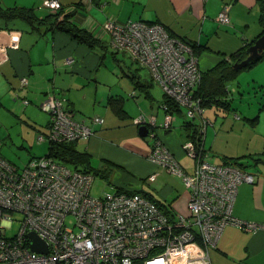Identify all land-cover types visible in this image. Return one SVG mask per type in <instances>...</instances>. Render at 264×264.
I'll return each mask as SVG.
<instances>
[{"label":"crops","instance_id":"1","mask_svg":"<svg viewBox=\"0 0 264 264\" xmlns=\"http://www.w3.org/2000/svg\"><path fill=\"white\" fill-rule=\"evenodd\" d=\"M59 2L62 15H69L73 23L89 31L97 44L89 46L56 29L50 23L53 19L50 14L55 10L46 7L44 0H0V26L19 32L18 48L8 47L1 56L0 108L4 107L1 112L16 114L19 110V116L24 117L30 128L47 133L49 116L41 109L40 103L49 92L56 93L74 118L86 121L93 131L90 137L72 143L86 158L79 168L86 167L92 173L102 170V176L109 178L112 175L116 189L140 192L174 212V205L182 198L183 203H187L188 190L181 188L179 178L170 177L165 169L154 165L148 154L155 139L159 138L183 167L185 154L181 144L195 130L198 132L200 118H204L207 126L205 158L218 164L237 160L244 169L257 176L254 183L243 182L238 186L232 214L264 225V138L255 136V131L249 133L247 125L240 121L224 123L223 120L216 126V121L211 122L210 118L203 116L204 109L200 117L194 118L186 117L182 109L172 111L174 118L170 121V128H162L167 113L165 96L161 100L153 96L150 86L155 82L150 72L145 68L149 82L127 60L128 54L113 45L103 29L107 18L162 23L172 36L195 46L204 73L259 35L264 28V0ZM225 2L231 4L229 24L217 20ZM21 12L29 15L30 20ZM10 37V31H0V42L9 43ZM257 75L258 72L252 74V81L262 83ZM22 77L27 78L24 87H21ZM23 98L29 99V103L23 105ZM224 100L227 101V95ZM18 103L22 104L21 108ZM140 114L154 117V123H135ZM93 116H99L102 122L92 123ZM234 117L238 119L236 114ZM189 120L193 125L188 123ZM144 125L146 135L140 133V127ZM151 172H156L150 185L154 184L153 191L158 198L144 191L138 181L131 187L124 184L135 181L133 174L141 176ZM180 195L182 197L178 199ZM209 256L211 264H264V227L247 231L227 225L217 245L210 249Z\"/></svg>","mask_w":264,"mask_h":264},{"label":"built area","instance_id":"2","mask_svg":"<svg viewBox=\"0 0 264 264\" xmlns=\"http://www.w3.org/2000/svg\"><path fill=\"white\" fill-rule=\"evenodd\" d=\"M44 5L62 8L59 0H44ZM230 5H222L217 15L220 23H230ZM103 29L116 48L150 72L186 117H200L203 108L194 90L201 69L199 56L189 44L170 35L159 22L107 18ZM0 31L11 34L9 43L0 42L1 62L8 47L18 48L19 32ZM40 107L49 115V128L38 134V141L71 142L93 134L91 126L76 120L58 96L47 95ZM173 118L167 111L162 128H170ZM200 119L196 138L181 144L183 152L194 159L191 170H185L159 138L148 154L154 165L179 178L188 190L187 215L137 191L116 189L93 196L91 173L47 154L32 157L21 167L0 157V264H211L209 251L227 225L247 231L264 227L232 214L238 186L254 183L257 176L231 161H208L207 126ZM90 120L102 122L99 116ZM135 123H154V117L140 114ZM155 177L156 172H151L146 180L151 183ZM29 232L46 242L47 252L31 250Z\"/></svg>","mask_w":264,"mask_h":264},{"label":"rangeland","instance_id":"3","mask_svg":"<svg viewBox=\"0 0 264 264\" xmlns=\"http://www.w3.org/2000/svg\"><path fill=\"white\" fill-rule=\"evenodd\" d=\"M118 53L120 56L122 55L121 51ZM126 58L129 62L133 63L138 71L143 76H145L146 80L150 82V77L147 70L139 64L132 62L128 56ZM257 72V78L264 81V55H262L260 61L257 64L251 66V68L249 67L247 69L241 70L235 76V78L227 83V104L207 105L205 106L203 116L210 118L211 122L216 121V126L217 124H222L223 120L224 123H228L231 120L240 121L247 125L246 129L249 133L255 131V136L257 135V137L261 136L264 138V109L261 108V103L264 102V90L260 88V83H254L252 81V74ZM259 74H261L262 77L259 78ZM238 81H240V83H238ZM150 92L157 100H161L163 98L164 93L156 83L151 84ZM21 103L25 105L23 103V99L21 100ZM21 103H18L19 108L22 106ZM0 109H4V107L2 106ZM18 112L20 111L18 110ZM18 112H16V114H10L9 112L3 113L0 110V155L18 166H23L30 158L39 157L46 154L48 152L49 143L48 141H38L37 136L40 134V132L34 130V128H30L28 123L24 121V117L19 116ZM234 114L238 116V119H235ZM208 127V129H210L211 125ZM205 135H207L206 131ZM184 157L185 160L182 162L183 168L185 170H190L194 164V159L186 154ZM68 166L72 168V166ZM91 174L94 177L90 188V193L93 196H102L106 192H114L116 190L115 184L111 179L112 175H110L108 178L97 173ZM133 176L135 179L133 183H124L127 187L134 186V184H136L138 181L137 184L140 183L141 188H143L144 191H149L154 194L156 198H158L156 195L157 193L153 191L154 184L150 185V183L146 180L147 173L141 176H136L133 174ZM169 176L176 179L175 176H172L171 174H169ZM180 185L181 188L184 189L183 184L180 183ZM181 197L182 195H180L178 199ZM184 201V198H182L176 203V205H174V208L176 212L187 215L188 206L187 203H183Z\"/></svg>","mask_w":264,"mask_h":264},{"label":"trees","instance_id":"4","mask_svg":"<svg viewBox=\"0 0 264 264\" xmlns=\"http://www.w3.org/2000/svg\"><path fill=\"white\" fill-rule=\"evenodd\" d=\"M225 3H227V2H225ZM53 10H55V12L53 14H50V16H53V19L51 20L50 23H52L56 29H59L61 31L68 33L69 35H71V37L77 39L79 42L85 43L89 46H94L95 44H97V41L94 39V37L92 36V34L89 31H87L86 29H83V28L79 27L78 25H76L75 23H73L71 21V19L69 18V15H67V16L62 15L63 14L62 8L61 9H53ZM21 13L24 14L23 12H21ZM24 15H25V17H27L28 20H30L29 15H26V14H24ZM46 18L47 17H45L44 19H46ZM134 21H143V20H134ZM143 22L154 23L157 21H154V22L143 21ZM30 23H32V21H30ZM0 28H2V29L4 28L6 30H12V28H9V27H3V26L1 27L0 26ZM13 30H15V29H13ZM262 34H264V28H262V31L259 33V35L257 37H255L252 41L245 42L243 44V46H241L237 50L233 51L229 55H226L225 57H223V59H221L215 66L208 69L204 73L201 72V80H200L198 86L194 90V96H195V98L200 100V105L203 109H205V106L211 105V104H216V105H219V104L226 105L227 104V101L224 100L225 96L227 95L226 84L230 80L235 78V76L241 70L247 69L249 67L251 68V66L257 64L260 61L262 56L260 57L259 60L250 61L248 63V65H246L245 67L238 69V70L234 69L232 67V64L236 61H241L242 59H244L247 56L246 48L251 43H253L254 40L257 39ZM182 40L185 43L189 44L191 46V48L193 49V51L196 53V51H195L196 48L193 44H191L190 42H188L184 39H182ZM262 55H264V54H262ZM25 79H26V84L21 85V87H24L27 85V78H25ZM259 86L262 90H264V81H262V83H260ZM49 93L50 94L52 93V94L58 96L56 93H53V92H49ZM164 96H165L164 105H166L167 111H169V112L170 111L174 112V111H179V110L181 111V108L170 97H168L165 94H164ZM24 99H26V98H23V100ZM28 103H29V101H28ZM261 104H262L261 108L264 109V102H262ZM253 119H255V118H253ZM188 123L193 125L192 120H189ZM196 133H197V131L195 130L194 134H192L189 138L194 140ZM72 143H73V141H71V142H50L49 147H48V152L46 154L54 157L59 162H62L66 165L72 166V168H74V169L80 170L82 172L92 173L86 167L79 168L81 166L80 164H82V162H84L86 160V158L83 155V153H80L79 151H77L73 147L74 144H72ZM0 157L12 165L18 166L16 164L10 162L9 160L5 159L3 156L0 155ZM231 162L236 163L242 167V165L239 164L237 162V160L233 159ZM224 163H227V162H224ZM18 167H21V166H18ZM100 172H102V170H96L93 173L94 174L95 173L100 174ZM143 195H145V194H143Z\"/></svg>","mask_w":264,"mask_h":264},{"label":"water","instance_id":"5","mask_svg":"<svg viewBox=\"0 0 264 264\" xmlns=\"http://www.w3.org/2000/svg\"><path fill=\"white\" fill-rule=\"evenodd\" d=\"M246 54L247 56L244 59H242L241 61H236L232 64V67L234 69H241L248 65L250 61H257L260 59L262 54H264V34L260 35L257 39L254 40L253 43H251L246 48ZM140 133L142 135L147 134V127L145 125L140 127ZM29 238V245L31 250L43 253L47 252L46 242L43 241L36 233L29 232Z\"/></svg>","mask_w":264,"mask_h":264}]
</instances>
